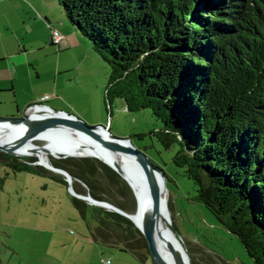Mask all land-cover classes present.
Returning a JSON list of instances; mask_svg holds the SVG:
<instances>
[{
    "label": "trees",
    "instance_id": "obj_1",
    "mask_svg": "<svg viewBox=\"0 0 264 264\" xmlns=\"http://www.w3.org/2000/svg\"><path fill=\"white\" fill-rule=\"evenodd\" d=\"M55 1L108 67L104 106L120 98L128 111L149 109L160 123L168 113L189 150H176L172 163L253 264H264V0ZM155 135L168 146L166 134ZM49 157L93 198L132 212V194L108 165ZM35 160L0 152V164L13 171L47 170ZM72 202L81 214L89 207ZM91 209L94 240L151 258L129 218Z\"/></svg>",
    "mask_w": 264,
    "mask_h": 264
},
{
    "label": "rangeland",
    "instance_id": "obj_2",
    "mask_svg": "<svg viewBox=\"0 0 264 264\" xmlns=\"http://www.w3.org/2000/svg\"><path fill=\"white\" fill-rule=\"evenodd\" d=\"M30 8V0H0V56L15 54L0 62V74L7 75L8 63L12 58L22 61V56L35 64L38 71L32 70L28 79H20V75L14 79L15 98L0 92V116H15L35 93L50 90L51 96L67 102L61 110L66 109L89 125H107L117 137L130 138L137 149L164 170L169 216L192 264H253L238 238L195 199V185L182 173V168L172 163L176 147L164 148L157 140L154 131L158 122L150 110L128 111L122 99L113 97L104 106L109 70L83 36L80 37L91 50L87 49L98 57L96 62L90 54L83 58V81L66 86L64 78H60L64 77L62 74L54 83L52 71L58 67V61L62 70L76 64L81 56L78 52L61 55L55 45L43 46L44 27L40 20L44 24L46 21ZM68 23L69 29H73ZM17 69L20 71L19 65ZM52 173L48 169L13 171L0 164V264H153L151 258L142 261L128 249L94 240L90 236L95 226L92 205L88 204L81 214L72 202L75 196L61 182L62 175ZM73 182L80 193H87L76 180L72 181L74 191ZM126 203L134 213V200L129 196Z\"/></svg>",
    "mask_w": 264,
    "mask_h": 264
},
{
    "label": "water",
    "instance_id": "obj_3",
    "mask_svg": "<svg viewBox=\"0 0 264 264\" xmlns=\"http://www.w3.org/2000/svg\"><path fill=\"white\" fill-rule=\"evenodd\" d=\"M61 14L66 23L71 22L65 17L60 8ZM77 32V31H76ZM57 33L62 40L61 45H55L58 50L65 47V35L56 27L51 28L50 42L53 35ZM78 33V32H77ZM78 35L82 36L80 33ZM88 44V43H87ZM93 52L92 46L88 44ZM90 49V50H91ZM95 56V55H94ZM96 57V56H95ZM96 57V58H98ZM101 59V58H100ZM102 60V59H101ZM103 61V60H102ZM104 62V61H103ZM105 88V93H106ZM157 120V119H156ZM166 122H158V128L154 131H162L168 137V146H165L157 137V140L164 148L175 146L189 154V150L176 124L169 123L172 117L166 115ZM20 137V138H18ZM10 139V140H6ZM17 139L13 145H8L12 140ZM34 139L44 141L45 144L39 146L44 152H49V148L64 146L68 150L71 146L83 147L85 154H51L55 158L66 157H91L108 165L123 179L127 189L132 194L135 202L134 213H128L114 204L97 200L89 193L80 194L72 188V176L65 170L55 167L50 162L42 163L36 155H28L20 151ZM36 147V146H34ZM32 148V147H31ZM175 150V152H176ZM98 152H103L106 158L101 157ZM0 152L17 156H33V164L42 166L54 173L61 174L69 187V191L75 197L84 200L87 204L99 206L107 210L118 212L129 218L144 236L153 264H192L190 253L174 228L170 216L163 222V230H159L153 224V216L157 215L163 207L167 216L169 211L166 202L163 200L167 190V176L164 170L155 164L143 151L137 149L130 138L117 137L112 134L107 125H89L79 117L65 110L54 109L47 104H33L26 107L19 117L0 116ZM172 234L180 243L187 259L182 262L179 252L172 245L169 235ZM237 237V236H236Z\"/></svg>",
    "mask_w": 264,
    "mask_h": 264
},
{
    "label": "crops",
    "instance_id": "obj_4",
    "mask_svg": "<svg viewBox=\"0 0 264 264\" xmlns=\"http://www.w3.org/2000/svg\"><path fill=\"white\" fill-rule=\"evenodd\" d=\"M30 5H31L30 9L32 11L34 10L36 15H39V17H41L46 21V23L44 24L42 20H40L42 26L44 27V36H43L44 41L42 42V45L45 47L48 46V44L52 45L50 43V32L52 27H56L65 35V47L61 50H58L57 52H59L61 55L69 54L72 52H78L80 54L79 56H81L80 58L76 59L77 60L76 64H74L73 66L72 64L65 66L62 68V70L59 67L60 62L58 61V67L55 66L56 68H54L52 71L54 83L57 84V79L59 75L62 76V74L64 77H60V78H64V83L66 84V86H68V84L72 82L79 83V81H83V75L84 77L86 76V67L84 65L83 58L85 60L90 54L92 59L94 58L93 59L95 60L94 62H96V57L89 51L90 48L88 47V45L85 43V41H83V39L80 37V35H78L76 31H74L73 29H69V26L64 20L60 12V9L57 7L55 0H30ZM13 55L15 54L12 53V54H6V56L3 55L0 56V62L5 61L6 59L10 60V58ZM22 59L24 60L23 56ZM12 60L13 61H11V63H8L9 64L8 67L10 69L11 75H9L10 72L7 75L5 73L0 74V92L10 93L12 94V97L15 98L14 79H18L19 75H20V79H26V78L28 79V77H31L30 74L32 70L36 71L37 73L38 71L35 64L29 62L28 59L24 61L23 60L19 61L18 59L15 60L12 58ZM26 62L27 64L25 65ZM17 65H19L20 71H18ZM5 70H6L5 67H3L2 71ZM72 70H74V72H72ZM76 71L78 73H76ZM7 82L9 83V85H7ZM54 89H56L57 91L56 87H54ZM49 91L50 90L41 91L40 93H35V96H33V98L31 99L32 101H27L23 103L22 111L26 107L36 103L47 104L49 106L54 107L55 109H60V110L64 109V106L62 105L64 104L65 106H67V102H65V99L61 100L58 99L57 97H53L51 96ZM46 96L48 98H44ZM59 102H61V104H59ZM18 105H17V111L19 108Z\"/></svg>",
    "mask_w": 264,
    "mask_h": 264
},
{
    "label": "bare ground",
    "instance_id": "obj_5",
    "mask_svg": "<svg viewBox=\"0 0 264 264\" xmlns=\"http://www.w3.org/2000/svg\"><path fill=\"white\" fill-rule=\"evenodd\" d=\"M20 138V137H18ZM6 140V139H5ZM7 140H10V139H7ZM6 140V141H7ZM34 140H37V139H34ZM31 141L29 144H27V146L23 149H21L20 151L24 152V153H27L28 155H36L39 157L40 159V162L42 163H45V162H49V156L52 154V153H61V154H76V155H79V154H85L87 153L85 150H82L83 147H79L77 146V148H75L74 146H71L68 150L66 149V147L64 146H56L54 149L53 148H49L48 147V150L49 152H44L42 149H40L39 146L45 144L44 141H42L41 144H36L35 142ZM17 142V139L15 140H12L8 143V145H13L14 143ZM36 146V147H34ZM32 147V148H31ZM97 153L103 157V158H106V155L103 153V152H98ZM167 191L164 193V198L163 200L166 202V205H167ZM168 214V213H167ZM166 214V211L165 209L162 207L158 214L157 215H154L153 216V224L156 228H158L159 230H163V222H166L167 219L169 218V215L167 216ZM169 238H170V241L172 243V245L176 248V250L179 252V255H180V258L182 259V262L185 263L186 259H187V256L185 255V252L184 250L182 249V247L180 246V243H178L177 239L172 235L170 234L169 235Z\"/></svg>",
    "mask_w": 264,
    "mask_h": 264
},
{
    "label": "built area",
    "instance_id": "obj_6",
    "mask_svg": "<svg viewBox=\"0 0 264 264\" xmlns=\"http://www.w3.org/2000/svg\"><path fill=\"white\" fill-rule=\"evenodd\" d=\"M52 43H54V44H56V45H59V46L61 45L62 40H61V38L59 37V35H58L57 33H55V34L53 35ZM44 98H48V97L46 96V97H44Z\"/></svg>",
    "mask_w": 264,
    "mask_h": 264
},
{
    "label": "flooded vegetation",
    "instance_id": "obj_7",
    "mask_svg": "<svg viewBox=\"0 0 264 264\" xmlns=\"http://www.w3.org/2000/svg\"><path fill=\"white\" fill-rule=\"evenodd\" d=\"M38 104H40V103H38ZM21 114H22V112L16 114L15 116H11V117H19V116H21Z\"/></svg>",
    "mask_w": 264,
    "mask_h": 264
},
{
    "label": "clouds",
    "instance_id": "obj_8",
    "mask_svg": "<svg viewBox=\"0 0 264 264\" xmlns=\"http://www.w3.org/2000/svg\"><path fill=\"white\" fill-rule=\"evenodd\" d=\"M40 104H42V103H40Z\"/></svg>",
    "mask_w": 264,
    "mask_h": 264
}]
</instances>
